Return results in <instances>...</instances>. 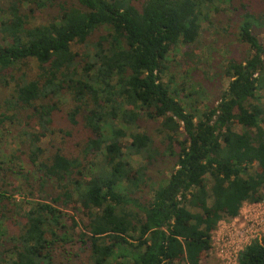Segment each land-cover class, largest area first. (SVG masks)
Here are the masks:
<instances>
[{
  "label": "trees",
  "instance_id": "16d2710c",
  "mask_svg": "<svg viewBox=\"0 0 264 264\" xmlns=\"http://www.w3.org/2000/svg\"><path fill=\"white\" fill-rule=\"evenodd\" d=\"M227 2L0 0V88L12 87L0 102V151L9 128L21 139L0 170L24 178L28 198L41 193L19 203L1 181L0 264H78L58 258L71 243L89 248L88 264H202L219 223L264 201V4L240 12L234 33L245 51L220 66L229 83L216 103L199 107L201 93L169 73ZM55 5L56 15L32 23L29 12ZM64 94L68 122L81 117L87 131L79 155L44 143ZM144 119L156 129H142ZM169 162L155 180L151 172ZM60 204L86 214L80 235ZM237 264H264V235Z\"/></svg>",
  "mask_w": 264,
  "mask_h": 264
},
{
  "label": "rangeland",
  "instance_id": "374dc122",
  "mask_svg": "<svg viewBox=\"0 0 264 264\" xmlns=\"http://www.w3.org/2000/svg\"><path fill=\"white\" fill-rule=\"evenodd\" d=\"M73 3L75 0H61V2ZM228 2L223 4L224 9L230 8L225 14L214 17V25H204L202 35L198 43L193 46L189 51L191 55L184 54L187 49L185 47L180 48L179 52L174 56L171 62V67L169 73L175 77L178 82V87H191L193 86L200 92L198 95L201 98L197 101L199 107H203V104L209 101H214L220 93L227 87L229 79L223 75H219L220 66L225 62V60L231 56H241L245 51L244 47L240 45L235 39V30L240 19L241 11L243 13V7L247 6L250 11L255 13H260L262 10V5L264 4L262 0H227ZM232 5V6H231ZM233 7L234 11L231 10ZM59 11L57 5L46 9L42 12L39 10L34 13L29 12L30 20L34 24L46 22L52 15H56ZM106 31L101 29L94 36L93 40L97 39L100 35L104 34ZM258 36L262 42H264V25L257 29ZM79 47L78 49H80ZM79 51H83L80 49ZM35 67V63L32 64ZM26 67H24L25 69ZM186 71H189V77H185ZM169 76V75H168ZM167 76V79H168ZM12 87L1 89L0 88V102L9 95ZM204 91V92H203ZM197 96V97H198ZM203 103V104H202ZM213 103H216L214 101ZM60 111L55 115V129L56 134L51 138L45 139L44 143L50 151H54L56 147H61L66 153H73L79 155L83 146L85 145L87 131L82 125V119L79 118V123L76 126H72L67 120V112L72 107L73 101L69 95H61L59 97ZM142 129L154 131L156 129V124L153 121H147L144 119ZM140 128V127H139ZM63 131H60V130ZM141 129V130H142ZM10 134L7 133L4 137L3 147L4 149L0 151V160L3 159L4 155L9 159L11 153L18 155L17 151L20 150L21 139L17 137V131L14 128H9ZM69 132V135L66 134ZM137 132V129L135 130ZM130 142V135L127 132V136L124 139V144ZM22 149H25L22 145ZM2 157V158H1ZM5 159V157H4ZM22 161L18 164L22 167V171L27 173L30 169L28 162L26 161V155L22 154ZM134 166L138 167L140 165V159H133ZM21 164V165H20ZM171 167L169 165L162 166L160 169L151 172L154 179H159L160 173L163 176H168ZM6 180L11 181V184L4 187L8 191L13 192V198H15L19 203L23 200L38 199L41 195L40 191L34 192L32 198L29 195L28 189L24 187V178L21 176H15L12 178L8 171L0 170V186L6 184ZM3 181V185L1 183ZM20 187V188H19ZM20 191V192H19ZM11 194V192H9ZM25 197V198H24ZM49 199V198H47ZM23 207H28L26 202L22 203ZM251 203L246 202L241 210L238 218L226 217L224 218L216 231L214 232V246L211 250L210 257L207 260H203L202 264H227L226 258L224 259V254L229 253L228 248L225 243L228 241H235V237L239 240V232L246 227L251 225V222L257 219L256 217H261L263 215L262 210L254 209L250 206ZM61 209L74 215L78 221V225L74 228L76 235H80L84 232L82 228V221L86 219V214L83 211L67 210V208L60 204ZM76 207H81L79 203H76ZM260 220V219H259ZM256 227V228H255ZM255 229H260L261 226L254 225ZM224 245V246H223ZM223 246V248H222ZM223 254V256L221 255ZM89 248L82 247L81 243H71L60 249L57 253L60 260L69 259L70 262L78 264H88L89 262Z\"/></svg>",
  "mask_w": 264,
  "mask_h": 264
},
{
  "label": "built area",
  "instance_id": "2783aa9c",
  "mask_svg": "<svg viewBox=\"0 0 264 264\" xmlns=\"http://www.w3.org/2000/svg\"><path fill=\"white\" fill-rule=\"evenodd\" d=\"M250 206L253 207L254 209L262 210L263 215H261V217L259 218L256 217L257 219H255L254 221H251L250 219L249 220L251 222L250 226L246 225V227H242L243 229L239 232V238H240L239 240L237 239V236H236L235 241H228L227 243H225V246L229 250V253L224 254V259L226 258L225 260L227 264H237L239 253L242 250H244L248 245H250L252 242L256 240H260L261 237L264 235V201L259 202V203H251ZM238 217L239 216L235 218H238ZM254 225L261 226V228L255 229L256 227L254 228ZM213 246H214V234H213ZM221 255L223 256L222 253Z\"/></svg>",
  "mask_w": 264,
  "mask_h": 264
}]
</instances>
